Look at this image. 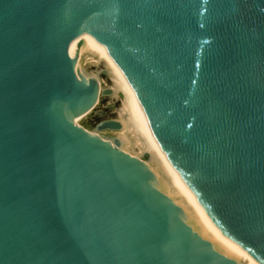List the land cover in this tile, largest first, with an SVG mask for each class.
I'll return each mask as SVG.
<instances>
[{
	"label": "water",
	"instance_id": "95a60500",
	"mask_svg": "<svg viewBox=\"0 0 264 264\" xmlns=\"http://www.w3.org/2000/svg\"><path fill=\"white\" fill-rule=\"evenodd\" d=\"M213 223L264 264V0H0V264H243L126 152L122 89ZM85 126V127H83Z\"/></svg>",
	"mask_w": 264,
	"mask_h": 264
},
{
	"label": "bare ground",
	"instance_id": "6f19581e",
	"mask_svg": "<svg viewBox=\"0 0 264 264\" xmlns=\"http://www.w3.org/2000/svg\"><path fill=\"white\" fill-rule=\"evenodd\" d=\"M83 40L86 46L97 50L121 87V105L128 115L121 119L123 128L119 131L101 132L97 129L83 127L99 136L121 137L124 142H120V146L126 152L146 160L158 178L155 183L156 186L184 208V219L200 235L209 239L217 250L243 264H259L244 248L232 241L213 223L192 189L188 187L179 172L168 161L151 132L148 119L136 92L104 44L94 35L83 33L71 41V55L77 56L78 45Z\"/></svg>",
	"mask_w": 264,
	"mask_h": 264
}]
</instances>
